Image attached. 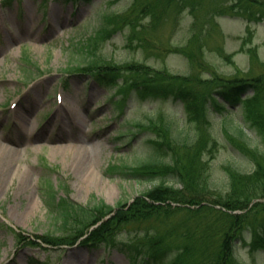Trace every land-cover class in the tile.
<instances>
[{"label": "rangeland", "instance_id": "rangeland-1", "mask_svg": "<svg viewBox=\"0 0 264 264\" xmlns=\"http://www.w3.org/2000/svg\"><path fill=\"white\" fill-rule=\"evenodd\" d=\"M233 2L0 0V144L10 149L0 151V264H138L146 257L147 264H154L153 257L143 251L130 259L113 246L90 248L79 241L47 246L30 241L37 235L70 233L61 228L51 210L52 195L70 196L81 204L101 200L109 205L131 204L157 184V178L136 176L129 167L152 154L151 139L164 144V149L172 146L161 139L167 124L183 129L189 146L185 150L180 145L179 150L189 155L202 145L197 158L206 167L203 174L211 190L224 193L230 188L231 163L251 167L248 156L226 136L221 120L229 115L238 124L242 102H209L205 115L190 122L178 98L141 96L131 86L130 76L135 74L130 71H120L110 82L87 74L96 70L105 75L109 72L105 68L113 67H149L167 81L171 75L190 78L199 89L207 87L215 75L257 76L264 85V0L255 6L257 19ZM130 11L136 25L119 24L104 38L96 36L93 67H74L76 60L83 61L82 53H87L88 39L101 18ZM13 34H21L23 40L10 41ZM23 115L32 123L27 130ZM247 133L264 150L260 134L255 129ZM81 151L90 155L88 173L78 172L72 163ZM161 153L159 159L168 162V155H163L167 152ZM166 179L181 185L173 172ZM185 191L182 186L180 196ZM186 215L179 211L166 218L159 215L130 222L117 239L128 242L150 230L159 234L167 230L175 234L178 245L186 230ZM245 237L237 247L238 260L264 264V250L252 251V233Z\"/></svg>", "mask_w": 264, "mask_h": 264}, {"label": "trees", "instance_id": "trees-1", "mask_svg": "<svg viewBox=\"0 0 264 264\" xmlns=\"http://www.w3.org/2000/svg\"><path fill=\"white\" fill-rule=\"evenodd\" d=\"M239 4L252 13L250 16L260 18L259 8H255L260 5V0H234V7L238 8ZM135 9L136 7L132 11ZM115 14L106 13L104 19L101 18L99 25L101 27H98L88 39L87 53H82L83 61L76 60L74 67L87 66L85 69L93 67L96 53V49H93V40L96 36L104 38L110 28L119 24L136 25L130 18L131 11L122 15ZM105 70L109 72L105 75L98 72L96 77L110 82L120 71H130L133 76L135 74V78L130 76L131 86L137 89L141 96H172L180 99L190 121L201 119L213 101L222 104L242 102L243 112L239 124L233 117L227 115L222 119L223 129L230 141L248 156L252 164L251 167L245 168L231 163L230 188L224 193H220L218 189L211 190L203 174L206 167H202L197 158L198 150L202 151V145H197L195 151L189 152L188 155L185 150L189 145L183 130L167 124L166 140H169L175 149L172 146L168 149L161 146L157 147V150L166 151L167 153L163 155H168L170 162L158 160V155L155 154L154 158L133 165L134 172L151 179L157 178L159 180L157 184L137 196L131 204L121 203L118 207H113L103 200L93 205H85L69 197L57 200L52 195L49 203L55 217L61 221V228H67L70 235L74 234L76 239L89 227L97 224L89 231L83 242H91L94 245L110 244L130 255L143 251L153 257L154 264H243L237 259L236 243L246 238L244 236L247 231L252 233L253 240L250 243L252 251L264 250V150L246 131L247 128L255 129L264 142L263 79L257 76L222 78L215 75L216 78L209 79L207 87L200 86L199 89L190 78L171 75L167 81V78L158 76V72L149 67L135 70L127 66L122 69L113 67ZM137 75L140 77H136ZM220 98L223 101H219ZM180 145H183L185 150H179ZM170 172L180 177L181 185L166 179ZM182 186L186 191L180 196ZM183 198L196 205L195 209L173 205L175 201L184 203ZM179 211L187 212V221L183 225L186 230L181 234L178 245L174 243L175 234L167 230L163 234L150 230L128 242L119 243L117 239L130 222L159 215L166 218ZM19 235L22 236L21 233ZM41 237L46 243H57L51 234ZM56 238L67 241L64 238L69 236L58 235ZM206 244L209 245L208 249L211 252L205 248ZM175 248L177 250H174Z\"/></svg>", "mask_w": 264, "mask_h": 264}, {"label": "bare ground", "instance_id": "bare-ground-1", "mask_svg": "<svg viewBox=\"0 0 264 264\" xmlns=\"http://www.w3.org/2000/svg\"><path fill=\"white\" fill-rule=\"evenodd\" d=\"M12 42H14V41H12ZM18 42H20V41H18ZM22 121H23V126H25L26 130L29 127H32L31 126L32 123L30 121H28V118L26 119L25 115L22 116ZM11 142L16 143L15 140H11ZM8 150L10 151L9 147H6L5 145L0 144V151H2V152L6 151L7 152ZM13 152L17 154L16 151H13ZM72 163L74 165V168L78 172H83V173L86 172V173H88L90 171V169H89V166H90L89 165V163H90V155H89V153L87 151H84V152L81 151L80 154H77L76 156H74ZM8 164L11 165V164H13V162L12 161H8Z\"/></svg>", "mask_w": 264, "mask_h": 264}]
</instances>
